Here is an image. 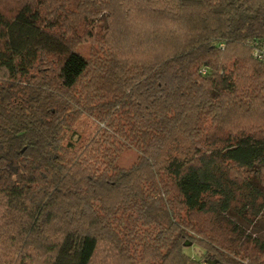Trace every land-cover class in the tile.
<instances>
[{"label": "trees", "instance_id": "obj_1", "mask_svg": "<svg viewBox=\"0 0 264 264\" xmlns=\"http://www.w3.org/2000/svg\"><path fill=\"white\" fill-rule=\"evenodd\" d=\"M256 40L264 0H0V264H264Z\"/></svg>", "mask_w": 264, "mask_h": 264}, {"label": "rangeland", "instance_id": "obj_2", "mask_svg": "<svg viewBox=\"0 0 264 264\" xmlns=\"http://www.w3.org/2000/svg\"><path fill=\"white\" fill-rule=\"evenodd\" d=\"M90 48H91L90 45H82L80 47V51L88 55L90 53ZM87 131H88V126L82 123L79 126L77 133L74 135L73 139L77 140L81 134ZM139 155L140 154L136 149L126 150L121 154L119 165L121 167L129 168L135 162H137ZM249 232H252L255 235L264 237V219L259 220L256 224L250 225ZM185 251L191 256L198 258V259L203 255V250L197 245L190 244L186 246Z\"/></svg>", "mask_w": 264, "mask_h": 264}, {"label": "built area", "instance_id": "obj_3", "mask_svg": "<svg viewBox=\"0 0 264 264\" xmlns=\"http://www.w3.org/2000/svg\"><path fill=\"white\" fill-rule=\"evenodd\" d=\"M253 56L264 62V40H256L251 43Z\"/></svg>", "mask_w": 264, "mask_h": 264}, {"label": "water", "instance_id": "obj_4", "mask_svg": "<svg viewBox=\"0 0 264 264\" xmlns=\"http://www.w3.org/2000/svg\"><path fill=\"white\" fill-rule=\"evenodd\" d=\"M206 263L207 264H225L223 262H219V260H212V259H207Z\"/></svg>", "mask_w": 264, "mask_h": 264}]
</instances>
